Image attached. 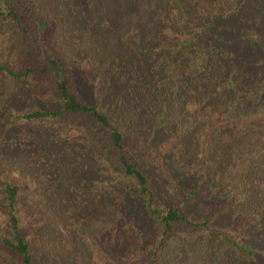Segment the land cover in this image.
<instances>
[{
  "label": "trees",
  "instance_id": "16d2710c",
  "mask_svg": "<svg viewBox=\"0 0 264 264\" xmlns=\"http://www.w3.org/2000/svg\"><path fill=\"white\" fill-rule=\"evenodd\" d=\"M246 1L219 0L220 11L205 27L207 32L236 16ZM178 14L185 25H179L177 33L162 38L153 49L136 47L156 57L147 74L134 69L130 61L116 60L121 65L112 67L111 72L127 90V102L119 94L117 105L104 109L81 97L79 81L94 82V73L85 62L62 54L56 38L59 21L41 14L33 0H0V34L12 46L10 55L0 60V85L3 80L11 83L8 86L12 82L22 85L28 100L35 104L11 115L9 123L44 126L49 134L46 147L58 143V131L74 139L71 144L64 143L66 149L74 148L76 161L67 171H80H73L77 177L91 170L107 182L94 189L98 194L108 190L103 202L120 212V224L112 225L111 234L116 236L126 264H169L168 250L174 247L195 252L196 260L190 264H264V75L255 86L239 85V92L237 71L219 69L221 56L213 58L214 43L222 39L205 34L204 42L191 26L193 19ZM247 40L264 50V36L254 34ZM144 76L150 82L145 85L149 91L143 116L155 117L142 122L149 121L147 130L141 124L135 127L138 119L130 123L133 111L128 104L131 98H138L134 92H140L134 85L136 77ZM154 92L161 93L162 100L156 93L152 96ZM206 95L219 96L218 105L222 106L216 111L220 120L209 124L218 130L217 135L204 138L211 114L209 110L207 117L202 114L210 104H206ZM188 96L192 99L187 103L184 97L189 100ZM226 98L229 102L223 106ZM232 111L252 115L247 134L239 130L241 122L235 125ZM157 132L161 140L154 145L151 138ZM229 132L232 140L227 143L230 137L221 134ZM18 137L38 138L24 131ZM187 139L193 143L189 150ZM40 147L35 143L32 148ZM88 160L94 168L88 167ZM147 167L158 170L167 183L179 186L173 192L165 188L157 192L145 172ZM229 168L237 173L228 176L225 170ZM31 185L18 181L0 187V249L13 257L11 264H42L25 238L38 222L23 209L22 196ZM79 187L69 181L65 190L74 194ZM142 221L150 230L149 239L143 236ZM207 257L211 263L204 260Z\"/></svg>",
  "mask_w": 264,
  "mask_h": 264
},
{
  "label": "rangeland",
  "instance_id": "374dc122",
  "mask_svg": "<svg viewBox=\"0 0 264 264\" xmlns=\"http://www.w3.org/2000/svg\"><path fill=\"white\" fill-rule=\"evenodd\" d=\"M33 1L41 14L59 21L56 38L62 54L85 62L90 72L94 73V82L79 81L81 97L87 103L99 105L104 109L116 106L119 94H123L127 102V90L117 83L116 73L111 72L112 67L114 69L118 66L119 69L121 65L116 60L125 62V64L130 61V64L135 66L134 69L140 73L144 72V75L147 74L156 57L153 54L147 55L136 47L153 49L162 42V38H169L177 33L179 25H185V21L181 22L182 16L180 17L178 13L186 16L187 19H193L191 26L195 27V32L201 34L200 38L204 42L205 34L206 37L214 36L216 40L222 39L214 43L216 54L213 58L221 56L219 61L223 60V64L221 66L219 63L218 67H221L219 69L224 68L230 71L233 68L237 71L239 84L236 89L239 92L241 91L239 85L248 83L255 86L264 75V50L255 45L252 46L247 40L254 34L264 36V0H247L236 16L217 23L208 32L205 27L220 11L219 0ZM195 17H198L199 22ZM189 28L191 29V27L187 29ZM11 50L10 42L0 34V60L7 58ZM120 74L121 71L118 70V75L121 76ZM135 80L134 85L140 92H134V96L138 98H131L128 101L129 110L133 111L130 123L138 119V124L134 122L135 127L141 124L147 130L149 121H146V124L142 122L144 119L155 118L149 114L143 116V108H145L143 103L149 91L145 85L150 80L147 76L136 77ZM151 83L153 84V80ZM9 84L11 83L3 80L0 85V187L5 183L18 181H28L32 184L29 191L24 192L22 196L24 211L38 218L36 227L27 231L25 236L30 242L31 253L42 264H126L116 236L111 234L112 225L120 224L118 219L120 212L111 206V203L106 205L103 202V197L109 196L108 190L106 194H98L99 191L96 192L94 189V187L100 189L105 187L107 182L96 178L91 170L89 172L85 170V173L77 177L73 173L76 170L67 171L71 169L72 161L76 162L74 161V148L66 149L64 146V143L74 142V139L70 138L67 133L61 135L58 131V136H60L58 143L46 147L44 144L49 134L44 126L10 125L11 115L29 109L35 104L28 100L22 85L15 82L8 86ZM181 88L179 87V90ZM155 93L162 100V94L154 92L152 96ZM181 93L184 94V91ZM197 93H202V91ZM188 97L189 100L184 97L187 103L192 99ZM205 98L208 99L206 104H210L209 106L205 104L209 108L202 109L204 111L202 114L205 116L210 112L211 114H209V119L206 116L207 127L204 129V138L206 134L217 135L218 130L211 128L209 124L219 119L216 111L222 106L218 105L219 96L206 95ZM227 102L229 100L226 98L223 106H226ZM39 106L46 109L43 104ZM182 106L184 108V105ZM170 107L173 116V107ZM181 110L183 111L182 108ZM232 113V118L237 121L235 125H240L241 122L239 130L242 129L247 134L252 123V115L243 116L242 113L234 111ZM170 124L174 128V123L170 122ZM121 127L127 129L124 126ZM217 129L222 131L220 125H217ZM254 129L256 130V125ZM23 131L35 134L38 138H34L35 140L22 138L21 140L18 136ZM221 135L230 137L227 143L232 140L230 132ZM263 135L261 134L262 137ZM160 138L159 132L151 138L154 145L161 140ZM147 140L145 137V141ZM187 141H185L186 148L189 150L193 143L190 139ZM35 143L40 144L41 147L32 148ZM261 158L263 159L264 156L262 155ZM55 163L59 164L58 167ZM87 164L89 168H94L91 160H88ZM74 165L78 166L77 163ZM231 169L225 170L228 176H234L237 173L236 170ZM76 172L80 173V171ZM145 172L157 192L162 188L173 192L174 188L179 186L172 181L167 183L164 175L159 174L158 170L147 167ZM89 174L92 175L89 176ZM69 181L80 184L78 192L72 194L65 190ZM1 222L0 212V230L2 229ZM142 222L140 228L143 236L149 239L150 230ZM168 251L171 256L169 264H190L189 261L194 259L195 252L190 249L174 247ZM11 260L13 257L0 249V264H11ZM204 260L212 262L208 257Z\"/></svg>",
  "mask_w": 264,
  "mask_h": 264
}]
</instances>
